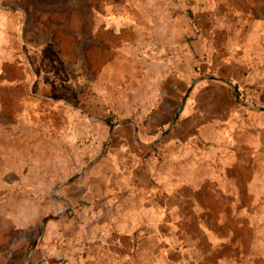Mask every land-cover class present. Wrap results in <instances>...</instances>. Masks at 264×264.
Segmentation results:
<instances>
[{
  "label": "rangeland",
  "instance_id": "obj_1",
  "mask_svg": "<svg viewBox=\"0 0 264 264\" xmlns=\"http://www.w3.org/2000/svg\"><path fill=\"white\" fill-rule=\"evenodd\" d=\"M0 264H264V0H0Z\"/></svg>",
  "mask_w": 264,
  "mask_h": 264
}]
</instances>
